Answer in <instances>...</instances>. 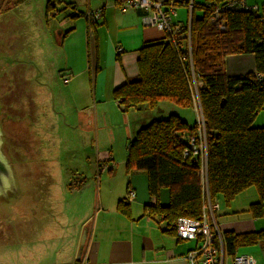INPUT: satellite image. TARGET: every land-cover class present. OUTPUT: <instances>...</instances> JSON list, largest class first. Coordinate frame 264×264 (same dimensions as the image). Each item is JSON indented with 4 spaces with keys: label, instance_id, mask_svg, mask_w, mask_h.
<instances>
[{
    "label": "crops",
    "instance_id": "crops-1",
    "mask_svg": "<svg viewBox=\"0 0 264 264\" xmlns=\"http://www.w3.org/2000/svg\"><path fill=\"white\" fill-rule=\"evenodd\" d=\"M67 1L65 5L61 0H54V7L50 6L57 26L53 41L59 45L62 65L52 74L61 73V80L64 75L69 76L68 82L62 81L66 85L65 120L90 127L97 143L109 139L129 140L139 125L148 122L145 121L147 117L155 118L156 115L147 103V108L140 106L123 111L113 97V90L138 74V50L143 43L162 40L165 33L147 24L140 10L122 9L117 0ZM156 1L161 2L162 8L168 12L172 10L173 23L189 25L192 17H202L203 10L199 6L212 0H191L195 7H189L188 0ZM263 1L245 0L248 5L257 6ZM96 10H100L99 18L88 14ZM117 48L121 51L118 52ZM224 67L228 75L244 74L254 69V59L249 54L228 56ZM178 106L173 107L176 114L191 125L196 118L194 106ZM176 109L182 110L183 114ZM186 110L192 111L194 117H188ZM261 112L256 114L253 125L264 126V115L256 121ZM125 151L127 155L126 145ZM97 169H100L98 164ZM111 169L95 170L97 179L93 177L94 183L98 181V184L83 183L80 193L88 191L91 196L86 219L72 220L62 214L57 223L60 231L57 234L54 231L43 233L41 237L32 233L28 235V232L22 234L16 226L14 233L1 239L16 242L17 246L11 254H3L0 247V264H190L186 254L198 246V240L178 238L172 230L173 224L154 208L156 204L168 205V189L160 188L156 198L149 193L145 172ZM25 187L34 197L33 185ZM130 191L134 193L132 197ZM246 191L250 192L242 196ZM257 200V191L245 190L233 203L222 205L215 202L217 208L212 216V229L220 234L264 229V203L260 216H253L249 210V205ZM120 201L127 204L125 211L118 207ZM35 210H32L34 215ZM32 221L38 224L37 219ZM22 235L24 241L20 242ZM20 244L25 245L19 247ZM238 254L251 256L253 264H264V246L261 244L241 246L235 251V255ZM231 257L226 256L225 264H233Z\"/></svg>",
    "mask_w": 264,
    "mask_h": 264
},
{
    "label": "trees",
    "instance_id": "trees-1",
    "mask_svg": "<svg viewBox=\"0 0 264 264\" xmlns=\"http://www.w3.org/2000/svg\"><path fill=\"white\" fill-rule=\"evenodd\" d=\"M53 2L47 1V10L54 7ZM199 7L202 17H192L188 28L182 24L180 39L172 41L165 35L164 40L143 43L138 50V74L115 87L113 97L123 111L145 103L152 107L159 98L191 107L195 98L204 121L209 201L221 198L229 204L238 193L254 186L258 200L249 210L257 217L264 203V126L253 125V120L264 109L263 14L226 9L220 14V29L219 21L210 22V8ZM236 54L252 55L254 69L228 75L225 58ZM3 73L0 70V76ZM196 128V121L189 125L176 114L153 118L126 146L125 170L145 172L149 193L156 198L160 188L168 189V205L154 208L172 224L181 216L198 218L205 204L199 160L191 153L184 155ZM126 206L118 203L121 211ZM221 241L225 256H233L241 246H264V229L225 231Z\"/></svg>",
    "mask_w": 264,
    "mask_h": 264
},
{
    "label": "rangeland",
    "instance_id": "rangeland-1",
    "mask_svg": "<svg viewBox=\"0 0 264 264\" xmlns=\"http://www.w3.org/2000/svg\"><path fill=\"white\" fill-rule=\"evenodd\" d=\"M47 1L0 0V70L4 71L0 76V117L4 120L3 151L14 171L13 187L0 195L3 254H11L17 246L16 242L1 240L14 233L16 226L22 234L28 232L41 237L43 233L60 231L57 223L62 214L72 220L86 219L91 196L88 191L80 193L83 183L98 184V181L94 183L95 170H125L128 139L97 143L90 127L65 120L66 85L62 83L61 73L52 74L62 66L59 45L53 41L56 17L47 10ZM61 1L65 5L68 2ZM56 11H59L57 7ZM58 13L61 15V11ZM152 107L155 118L176 114L173 107L179 108L168 98H159ZM176 110L183 114L182 110ZM262 111L257 122L264 115ZM186 112L188 117H194L192 111ZM152 119L147 117L145 121ZM140 127L142 124L137 129ZM29 184L35 190L34 197L26 190L25 185ZM245 190L256 191L254 186ZM94 195L95 192L93 200ZM218 203L224 204L221 198ZM34 219L38 224L33 223ZM23 237L20 242L24 241Z\"/></svg>",
    "mask_w": 264,
    "mask_h": 264
},
{
    "label": "built area",
    "instance_id": "built-area-1",
    "mask_svg": "<svg viewBox=\"0 0 264 264\" xmlns=\"http://www.w3.org/2000/svg\"><path fill=\"white\" fill-rule=\"evenodd\" d=\"M122 9L136 8L140 10L144 15L143 19L147 24L156 26L162 30L168 39L176 40L180 39L184 35L183 26L179 23H173L170 17V11L162 8V4L156 0H117ZM186 1V0H185ZM187 5L193 7L192 1L188 0ZM206 7L210 8L211 21L218 22L220 14L226 9L232 10H252L261 11L264 19V1L261 6L248 5L245 0H224L222 2H207ZM88 12V14L100 17V10ZM184 27L188 28V25ZM220 29H223L222 23L219 21ZM120 52L121 48H117ZM69 76L64 75L62 81L68 82ZM193 106L196 114V135L189 137V147L184 150V155L189 153L195 155L200 163V185L202 190V196L205 200L202 212L198 218L178 217L174 221V232L180 239H193L198 240V246L189 250L186 254V258L190 264H225V253L222 246L221 234L217 230L212 229V220L214 210L217 208V204L209 201V196L206 186L205 168H206V143L204 134V121L202 113L197 100L194 98ZM134 195L133 191L129 192V196ZM233 264H253V259L249 255H233L231 257Z\"/></svg>",
    "mask_w": 264,
    "mask_h": 264
},
{
    "label": "water",
    "instance_id": "water-1",
    "mask_svg": "<svg viewBox=\"0 0 264 264\" xmlns=\"http://www.w3.org/2000/svg\"><path fill=\"white\" fill-rule=\"evenodd\" d=\"M3 129L0 123V195L4 194L7 190L13 187V168L12 165L4 154L3 147L4 142L2 140ZM84 238L81 242V248L84 242Z\"/></svg>",
    "mask_w": 264,
    "mask_h": 264
},
{
    "label": "flooded vegetation",
    "instance_id": "flooded-vegetation-1",
    "mask_svg": "<svg viewBox=\"0 0 264 264\" xmlns=\"http://www.w3.org/2000/svg\"><path fill=\"white\" fill-rule=\"evenodd\" d=\"M16 88V87H15ZM15 88H14V90H15ZM0 113H1V110H0ZM1 116V115H0ZM2 120L3 119H1V117H0V123H1V126L3 125V122H2ZM4 121V120H3Z\"/></svg>",
    "mask_w": 264,
    "mask_h": 264
}]
</instances>
